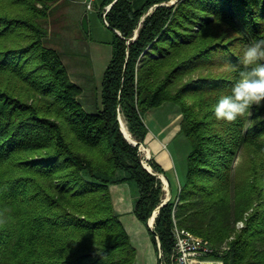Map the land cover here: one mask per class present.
Listing matches in <instances>:
<instances>
[{"label":"trees","instance_id":"trees-1","mask_svg":"<svg viewBox=\"0 0 264 264\" xmlns=\"http://www.w3.org/2000/svg\"><path fill=\"white\" fill-rule=\"evenodd\" d=\"M56 1L0 0V264H133L109 193L121 181L134 183L132 211L162 257L174 222L206 239L222 264H264V103L234 123L214 116L244 70V48L264 39V0H102L113 38L93 111L44 43ZM216 56L226 64L219 72L209 69ZM164 102L177 106L189 149L175 199L150 230L161 182L117 111L144 140L143 114Z\"/></svg>","mask_w":264,"mask_h":264},{"label":"rangeland","instance_id":"rangeland-1","mask_svg":"<svg viewBox=\"0 0 264 264\" xmlns=\"http://www.w3.org/2000/svg\"><path fill=\"white\" fill-rule=\"evenodd\" d=\"M177 1L166 0L163 3L171 5ZM101 2L102 0H92L91 7L86 8V1L57 0L50 7L48 17L43 24L44 43L56 48L61 54L70 79L81 87L77 98L87 111H93L96 105H99L101 77L111 54L113 33L100 17ZM148 11L150 8L145 13ZM84 14L87 19L86 31L81 26ZM214 59V64L209 67L211 71L219 72L226 68L222 58L216 56ZM119 116L126 126L120 113ZM179 119L177 106L169 102H164L143 114V121L149 134L154 137V133H158L156 136L161 137L165 149L175 163L174 169L178 179L175 178L173 184L171 183L170 194H167L172 199H175L183 178L185 158L189 149L188 141L179 131ZM144 143L147 146L150 144L145 141ZM137 150L141 163L146 162L150 166L149 160L152 157L148 149H145V153L139 147ZM241 159L242 157H237L235 162H240ZM159 180L162 190L161 199H164L168 191L162 180ZM109 193L113 209L128 233L131 245L135 248L133 264H158L157 238L155 237V247L146 225L132 211L137 195L134 183L132 181L118 182L115 187L109 189ZM150 224L153 228L152 221Z\"/></svg>","mask_w":264,"mask_h":264},{"label":"clouds","instance_id":"clouds-1","mask_svg":"<svg viewBox=\"0 0 264 264\" xmlns=\"http://www.w3.org/2000/svg\"><path fill=\"white\" fill-rule=\"evenodd\" d=\"M242 64L244 70L240 71L231 93L222 96L214 105V116L218 121L234 123L253 105L264 103V39L244 48Z\"/></svg>","mask_w":264,"mask_h":264},{"label":"built area","instance_id":"built-area-1","mask_svg":"<svg viewBox=\"0 0 264 264\" xmlns=\"http://www.w3.org/2000/svg\"><path fill=\"white\" fill-rule=\"evenodd\" d=\"M108 6L105 5L103 7L102 14H105ZM85 7H91V0L86 1ZM103 22L107 24L105 19H103ZM143 164L146 166V162H143ZM148 168L151 169L149 165ZM236 225L240 226L241 222H237ZM171 234L173 245L169 254L165 257H162L161 252H159V264H222L220 258L212 255L213 248L206 239L195 235L185 228L178 227L174 222Z\"/></svg>","mask_w":264,"mask_h":264},{"label":"crops","instance_id":"crops-1","mask_svg":"<svg viewBox=\"0 0 264 264\" xmlns=\"http://www.w3.org/2000/svg\"><path fill=\"white\" fill-rule=\"evenodd\" d=\"M87 1V0H82ZM92 1V0H91ZM158 133H154V137H151L149 132L147 131L146 136L144 138L145 142H150L149 146H147L149 154L151 157L159 164L162 169V174H165L166 178L169 180L170 190L171 183L173 184L175 178L178 179L177 174L174 169V162H172L168 151L165 149L163 140L158 135ZM148 140V141H147ZM116 183L110 184L109 189L115 187Z\"/></svg>","mask_w":264,"mask_h":264},{"label":"water","instance_id":"water-1","mask_svg":"<svg viewBox=\"0 0 264 264\" xmlns=\"http://www.w3.org/2000/svg\"><path fill=\"white\" fill-rule=\"evenodd\" d=\"M109 7V6H108ZM81 26L82 28L86 31L87 30V19H86V14L83 15L82 19H81ZM135 36V33L134 35L132 36V38ZM118 115H119V112L117 111V121H118V125H119V128H120V123H119V120H118ZM120 131L122 132L123 136L126 138V140H128L131 144L133 145H137L138 147L142 146L143 148H147L146 144L144 143V140H129L124 132L121 130L120 128ZM148 149V148H147ZM141 161V160H140ZM142 165L147 169V171H149L151 174H153L155 177L161 179L160 177V172H157V171H153L151 170L150 168L146 167L143 162H142ZM162 176H164L165 180H166V187H167V194L169 195L170 194V184H169V180L166 178L165 175L162 174ZM169 196H167L166 198L164 199H161V202L151 211L150 215H153V217L156 215L157 211H158V208L159 206H161L162 204H164L167 200H168ZM146 224L147 226L149 227L150 230H152L151 226L148 224V219L146 221ZM155 237L157 238V236L155 235ZM157 245H158V249H159V252H161L160 250V247H159V242H158V239H157ZM159 260H160V256H158V264H159Z\"/></svg>","mask_w":264,"mask_h":264},{"label":"bare ground","instance_id":"bare-ground-1","mask_svg":"<svg viewBox=\"0 0 264 264\" xmlns=\"http://www.w3.org/2000/svg\"><path fill=\"white\" fill-rule=\"evenodd\" d=\"M118 120H119V123H120V128H121V130L124 132L125 136H126L129 140H132V139H133L132 136H131L130 133L128 132V130H127V128H126V126H125V124H124L122 118H121L119 115H118ZM134 138H135V137H134ZM139 148L142 149L143 152L145 153V149H146V148H143L142 146H140ZM146 166L148 167V164H146ZM160 177H161V180H162V182L165 184V187H166V180H165L164 176H162V174H160ZM166 188H167V187H166ZM166 197H167V192H166ZM148 219H149V225L152 226V225L150 224V222H151V221L153 222V219H154L153 215L149 216Z\"/></svg>","mask_w":264,"mask_h":264}]
</instances>
